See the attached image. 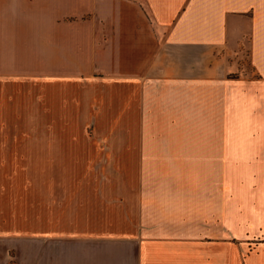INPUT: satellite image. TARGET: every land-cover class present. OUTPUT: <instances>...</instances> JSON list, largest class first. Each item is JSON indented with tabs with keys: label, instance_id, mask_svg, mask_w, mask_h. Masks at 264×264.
I'll return each mask as SVG.
<instances>
[{
	"label": "crops",
	"instance_id": "crops-1",
	"mask_svg": "<svg viewBox=\"0 0 264 264\" xmlns=\"http://www.w3.org/2000/svg\"><path fill=\"white\" fill-rule=\"evenodd\" d=\"M0 129V264H264V0H0Z\"/></svg>",
	"mask_w": 264,
	"mask_h": 264
},
{
	"label": "rangeland",
	"instance_id": "rangeland-1",
	"mask_svg": "<svg viewBox=\"0 0 264 264\" xmlns=\"http://www.w3.org/2000/svg\"><path fill=\"white\" fill-rule=\"evenodd\" d=\"M173 109H171L172 111ZM200 112V114H197L198 116V120H200L201 122L204 121V118H205V112L204 110L201 111L198 110ZM124 109H120V115H121V120H124L125 119V115H124ZM182 116L185 117V116H190V115H193L195 114V111L194 110H191L190 108L186 107V108H182ZM156 114H158L159 116L161 115H164L166 116L165 114H168L167 112H164V113H161V112H157ZM195 117V116H194ZM197 120V118H195ZM184 120H189V119H184L183 118V121ZM61 123H51L50 120H49V124H45L43 122H38L36 124H22V123H7V129L6 131H11V132H18V131H24V132H32V133H47L46 131H49V133L51 134L52 132H57V131H64V132H68V133H83L84 131L87 132L89 131V133H94V132H107V131H113V132H125L127 131V128H128V125H126L125 123H122V124H113V125H90V124H62L60 125ZM153 127H156V124L153 125ZM160 127V125H159ZM205 125L204 123H201V124H188L185 122H183L180 127H177V129L175 130H181V131H204L205 130ZM5 130V129H4ZM151 130H157V127L156 128H152L151 127ZM173 130V129H172ZM0 131H2V129H0ZM73 142V141H71ZM82 142V141H80ZM115 143H117L116 147H124L126 146L125 143L126 141L125 140H115L113 141ZM94 145L93 144H89V143H86L85 144V147H93ZM100 174V173H99ZM98 174V175H99ZM114 174H117V173H114V172H106V173H102L101 175V179L103 180H111V179H114V177H112V175ZM119 174H125V173H119ZM160 175L161 179H168V178H171V179H177V180H180L181 183H182V189H186L188 188V181L190 179L191 176H194L195 174L198 175V178H201V179H204L205 178V173H189V172H186V171H180V172H176V173H173V172H165V171H162L160 173H157ZM79 176H82L83 177H92L94 176V173L93 174H90V173H80L78 174ZM69 176L72 178V176L69 174Z\"/></svg>",
	"mask_w": 264,
	"mask_h": 264
},
{
	"label": "trees",
	"instance_id": "trees-1",
	"mask_svg": "<svg viewBox=\"0 0 264 264\" xmlns=\"http://www.w3.org/2000/svg\"><path fill=\"white\" fill-rule=\"evenodd\" d=\"M11 264H16L15 261H13Z\"/></svg>",
	"mask_w": 264,
	"mask_h": 264
}]
</instances>
